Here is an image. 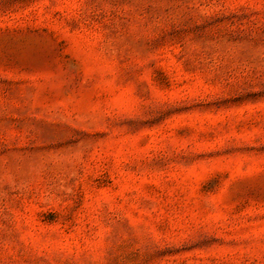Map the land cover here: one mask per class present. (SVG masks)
Returning a JSON list of instances; mask_svg holds the SVG:
<instances>
[{
    "label": "rangeland",
    "instance_id": "374dc122",
    "mask_svg": "<svg viewBox=\"0 0 264 264\" xmlns=\"http://www.w3.org/2000/svg\"><path fill=\"white\" fill-rule=\"evenodd\" d=\"M0 264H264V0H0Z\"/></svg>",
    "mask_w": 264,
    "mask_h": 264
}]
</instances>
